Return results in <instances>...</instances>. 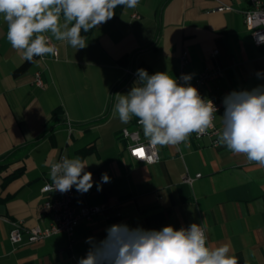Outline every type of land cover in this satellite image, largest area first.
<instances>
[{
  "label": "crops",
  "instance_id": "obj_1",
  "mask_svg": "<svg viewBox=\"0 0 264 264\" xmlns=\"http://www.w3.org/2000/svg\"><path fill=\"white\" fill-rule=\"evenodd\" d=\"M247 5L140 0L93 28L86 48L76 51L51 38L58 57L37 56L33 62L11 47L0 16V264H78L89 248L86 239H103L105 229L119 223L156 230L201 224L210 247L227 243L238 264H264V167L192 137L159 146L155 163L135 160L120 134L133 128L135 117L124 124L113 114L116 94L130 91L137 69L174 78L183 49L189 56L185 74L192 78L206 66L223 69V77L204 88L208 97L264 85V44L255 45L245 28ZM36 71L43 86L33 83ZM223 112L224 107L215 116L219 131ZM60 155L80 157L93 174V187L84 194L75 190L76 201L103 209L91 220H78L71 237L59 233L11 243L9 220L29 228L49 222L40 188ZM102 173L110 182L98 191Z\"/></svg>",
  "mask_w": 264,
  "mask_h": 264
},
{
  "label": "clouds",
  "instance_id": "obj_2",
  "mask_svg": "<svg viewBox=\"0 0 264 264\" xmlns=\"http://www.w3.org/2000/svg\"><path fill=\"white\" fill-rule=\"evenodd\" d=\"M139 2L0 0V16L7 25L6 38L11 47L33 62L34 57L55 54L51 38L76 51L86 48L88 42L81 30L88 32L106 23L114 17L117 6L133 9ZM254 36L258 43H264V34ZM135 75L130 91L116 94L113 114L124 124L137 118L151 144L178 146L186 143L191 134L205 135L214 126L218 109L190 83L191 74H181L177 79L167 72L150 75L139 68ZM222 103L218 143L233 154L243 155L249 163L264 167V85L234 90L224 96ZM87 166L80 157H62L52 162L49 175L54 191L64 194L75 187L77 192L87 193L95 183L93 174L85 171ZM108 182L110 177L102 173L97 190ZM105 232L103 239H86L89 248L78 264H238L231 245L210 247L206 228L197 223L179 229L168 225L160 230L119 223L110 225Z\"/></svg>",
  "mask_w": 264,
  "mask_h": 264
},
{
  "label": "built area",
  "instance_id": "obj_3",
  "mask_svg": "<svg viewBox=\"0 0 264 264\" xmlns=\"http://www.w3.org/2000/svg\"><path fill=\"white\" fill-rule=\"evenodd\" d=\"M248 5L243 10V22L245 28L250 32V36L255 45L259 46L264 43H258L255 34H264V0H247ZM228 6H218L216 10L228 9ZM136 17V14H133ZM50 45L56 49L55 54H46L39 56L40 59L46 57L57 58L58 49L53 41H49ZM217 50L211 52L212 60L215 59ZM189 63V56L186 49H183L178 59V66L176 75L174 78L179 79L181 74H185V67ZM128 73L134 74L131 69H127ZM224 75L223 69L218 65L206 66L200 70L190 81L195 86L202 97L211 100L219 112L223 108L222 97H208L204 94V88L211 82L222 78ZM183 83V81H180ZM33 83L37 86H43V82L39 71H36L33 76ZM216 116V115H215ZM69 125V122L67 121ZM141 126L138 123V119L134 118L133 128L124 127L121 129V136L127 141L128 154L135 160L144 161L147 163H155L158 161V147L159 145H153L147 138L142 139ZM218 132L215 121L214 126L210 128L205 135L197 136L195 133L191 134L190 137L201 140L207 138L209 145L216 147L218 143ZM64 157L60 155L54 162H58ZM50 172V166H49ZM200 176L196 174L195 177ZM192 177L185 176L184 180L187 182L192 181ZM53 182L51 179H47L40 188V192L43 196L41 210L46 212L50 220L46 226L39 227H26L20 220H9L11 225L8 231V239L11 243L19 245L25 242H39L44 238L53 235L63 233L68 237H71L73 228L78 220H91L97 213L103 209V205H87L85 203H79L75 199V187L67 193L61 194L59 191H54L52 186Z\"/></svg>",
  "mask_w": 264,
  "mask_h": 264
},
{
  "label": "trees",
  "instance_id": "obj_4",
  "mask_svg": "<svg viewBox=\"0 0 264 264\" xmlns=\"http://www.w3.org/2000/svg\"><path fill=\"white\" fill-rule=\"evenodd\" d=\"M123 7L124 6H117L115 8V10H114L115 11V15L114 16L119 15L121 13ZM92 30H93V28L90 29L88 32H84L83 30H81V35L84 36L85 38H87L91 34Z\"/></svg>",
  "mask_w": 264,
  "mask_h": 264
}]
</instances>
